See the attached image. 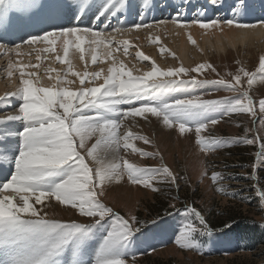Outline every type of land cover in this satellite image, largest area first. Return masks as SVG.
I'll list each match as a JSON object with an SVG mask.
<instances>
[{"label": "snow or ice", "instance_id": "obj_1", "mask_svg": "<svg viewBox=\"0 0 264 264\" xmlns=\"http://www.w3.org/2000/svg\"><path fill=\"white\" fill-rule=\"evenodd\" d=\"M210 2L214 6L217 4V0ZM144 7H148L147 2ZM34 11V16L24 19ZM131 11L133 0H0V54L8 58L9 77L19 63L13 61L11 54L21 55L17 50L23 45L32 48L35 59L41 61L42 53H56L59 44L63 56L56 55L55 61L67 65L63 72L47 70L50 81L53 79L50 73H56L55 82L48 86L40 82L36 72H25V68H38L39 64L20 65L16 90L0 97L5 105L3 111L14 112L0 120V125H9V122L20 125L14 130L11 126L0 130V136L17 138L0 141V175L4 176V181H0V264H126L129 255L135 264L137 253L132 249L146 242L148 233L142 229L147 227V221H140L134 215L125 218L102 203L100 197L105 194V186L126 180L153 192H164L167 189L156 185H175L178 189V178L163 163L159 167H142L126 158L128 149L141 158L155 159L159 155L134 146V140L150 144L146 136L135 135L130 129L120 131L129 118L147 120L150 114L166 129L176 130L180 135L194 133L195 143L203 153L214 152L230 143L253 145L259 141L257 163L264 162V141L259 137L247 138L248 128H245L244 138H234L231 142L203 135L233 114L256 117V101L250 93L254 85L264 84V55L259 57L253 71L237 60L235 72L223 75L210 63H201L191 69L181 65L163 70L139 51L137 58L150 61L151 67L141 75H133L114 57L121 46L125 54L129 51V42L116 40L115 34L151 30L171 23L178 29L197 26L223 31L227 27L236 29L243 38L247 30L264 27V21L259 25L249 23L233 13L231 17L184 22L178 12L176 18L159 20L155 24L141 19L140 23L129 25L121 16ZM88 12L93 13L96 21L102 18L107 21L102 30L74 23ZM9 13L20 16L10 20ZM137 14L144 16L142 11ZM63 20L68 21L67 26L58 25ZM40 23L48 27L39 28ZM10 28L25 32V37H21L23 45L2 42ZM30 28L38 30L27 31ZM149 39L159 43V37L150 36ZM187 39L192 45L196 44L190 33ZM40 43L47 47H33ZM85 45H88L92 65L106 62L100 59L101 46L112 64L106 70L89 72L86 66L83 73L74 71L70 52L74 49L79 53V60L85 61ZM159 50L165 51L163 47ZM206 71L219 78L198 79ZM69 76L79 80L78 90L69 87L75 83ZM99 80L103 83L98 86H86ZM209 84L231 95L205 99L196 94L198 88ZM123 105H127V109H123ZM258 106L259 113L264 114V99L258 101ZM252 122L255 125L257 120ZM259 123L264 126V116ZM222 179L220 173L211 175L214 184ZM216 191L227 195L223 187H217ZM256 196L264 206V190L257 188ZM53 199L59 205L76 209L79 217L92 218L91 222L49 218L44 208L51 207L46 201ZM170 207L175 208V205ZM184 211L188 214L186 223L175 243L183 249L199 251L202 247L199 237L211 235L212 230L194 206L186 205ZM225 227L231 228V224ZM94 240L99 241L96 248L91 247Z\"/></svg>", "mask_w": 264, "mask_h": 264}, {"label": "rangeland", "instance_id": "obj_2", "mask_svg": "<svg viewBox=\"0 0 264 264\" xmlns=\"http://www.w3.org/2000/svg\"><path fill=\"white\" fill-rule=\"evenodd\" d=\"M162 2L164 1L162 0ZM190 2L193 1L188 0V2H182L177 6L165 4V7L155 11L150 15L151 17L145 15L143 18H137L135 16L137 12L131 11L128 13L132 15L130 22L131 24L140 23L141 19H143L146 23L155 24L157 20L176 18L178 12L182 19L186 20L185 16H188V20L191 21L198 18L208 19L213 16L225 18L232 16L233 13H235L237 18L249 16L254 22L264 21V11L262 12L264 5L261 0H232V4L227 6L226 9H213L212 13L206 16L200 15L198 9L205 7L207 3L210 4V0L193 2L189 9H184L185 7L183 6H187ZM156 4L159 6L160 0ZM239 8L242 9L243 15L240 14ZM125 17L128 18V15L121 16V19ZM130 22L128 23L129 25H131ZM145 30L147 29H141L140 31L145 32ZM155 30L156 28L151 31ZM133 38L136 42L138 41L136 36ZM167 39H169L168 36ZM139 42L134 44L130 41L128 45L129 51L126 55L131 59L133 57L132 61L144 67L146 71L150 69L151 63L150 61H143L137 58V51L141 52L142 50L146 52L145 55H147V52L149 53L150 49L154 51L155 58L163 65H167V68L163 70L173 68L170 67V63L173 61H177L176 68L181 66L177 57L172 55L173 53L167 49L166 42L168 44V41H165V43H153L148 39V41ZM162 45L165 49L163 53L159 50ZM205 48L204 50H209L208 46H205ZM120 50L123 51V46H121ZM212 50L207 58H203V56L194 58L191 56L193 58L191 64L182 66L191 69L201 63H210L217 69V72L223 75L225 72H235L238 67L236 61L239 60L241 65L253 71L258 66L259 57L262 53L254 48L247 52L246 49L243 50V47H239L238 52H235L234 48L228 47L224 54H217ZM2 57H0V81L4 86H8V80L6 79L7 62ZM21 59L22 62L30 60L31 64H35L33 55H23ZM128 62H131L130 59H128ZM20 65L21 63H18L17 67L19 68ZM59 65V63L56 64V66ZM87 70L89 71V68ZM135 70L131 69L133 75H136ZM93 71H97V68H94L91 72ZM17 72L19 71H14V73ZM25 72L28 71L25 69ZM32 72H35V70L33 69ZM191 75L197 76L196 73H191ZM18 77L16 75V79ZM218 78L211 71L203 72L198 76V79L215 80ZM86 86H98V84L95 82ZM80 87V84H78L76 90ZM216 87L211 84L203 85L198 88L196 94L202 95L206 99H208L207 97L219 99L225 95H231L230 93L217 91ZM205 93H208V95H205ZM250 95L256 101V117H251L245 113L233 114L231 117H226L219 124L211 127L203 135L205 137L210 135L220 137L231 142L234 138H244L245 128H248L247 138L259 137L261 141H264V126L259 123L264 114L259 113L258 106V101L264 99V84L258 83L254 85ZM121 107L127 109L128 106L123 105ZM10 111L12 110L8 112ZM4 113L5 111H1L0 115ZM253 119L257 120L255 125H253ZM9 126L20 127L18 122H13L4 127L0 126V130ZM128 129L135 135L146 136L151 141L150 144H145L141 140H134L135 147L146 152L158 153L159 155L155 159L150 157L141 158L138 153H132L131 149H128L127 159L142 167H159L163 163L178 178V189L175 185H156L159 188L167 189L164 192H153L151 189L132 185L126 180L120 183L113 182L105 186V194L100 197L102 203L107 207L113 208L115 212L125 218H130V216L134 215L140 221H147V227L142 229V231L148 233L146 242L140 243L132 249V251L137 253L135 264H264V227H261L264 224V206L260 204L256 196L257 188L264 190V162L257 163L259 141L253 145H247L243 142L230 143V146L217 149L214 152L203 153L195 143L194 133L180 135L176 130L166 129L162 123L158 122L155 117H151L150 114L147 120L141 117L125 120L124 126L120 131L123 133ZM6 138L12 141L17 139L15 136H0V141ZM12 146L14 147L15 144L13 143ZM121 151L123 152V149ZM214 172L223 176V179L216 184L211 180V175ZM205 173L207 174L205 175ZM8 178L10 179V176ZM0 179L3 180V177H0ZM217 187H223L227 195L217 192ZM174 197L175 199H173ZM46 204L52 205L44 208V211L49 213V218L60 219L65 222H71L72 220L77 222L88 220L91 222L92 220L89 217H79L76 209L66 205H59L54 199L50 202L46 201ZM171 204H174L175 208L170 207ZM186 205L194 206L201 212L207 222H210L211 219L215 221L219 217L222 218L221 221H224L223 216L226 214L237 213L251 221H256V224H245L244 228H247L241 229V227H238L237 230L223 226L218 231L211 232V235L199 237L202 243L199 251L183 249L175 243V239L182 225L186 223L188 215L184 211ZM36 207L42 208L43 206L36 205ZM156 212H162L163 214L158 218L150 217ZM196 223L198 225V221ZM220 223L219 221L218 224ZM157 224L159 227L156 226ZM149 228L152 229L151 232L148 231ZM237 232L240 234H235ZM98 243V240L92 241L91 247H98ZM67 258L70 260L71 256L69 255ZM126 264H133L131 255L127 257Z\"/></svg>", "mask_w": 264, "mask_h": 264}, {"label": "bare ground", "instance_id": "obj_3", "mask_svg": "<svg viewBox=\"0 0 264 264\" xmlns=\"http://www.w3.org/2000/svg\"><path fill=\"white\" fill-rule=\"evenodd\" d=\"M154 1L155 0H133V11L134 12L142 11L144 13V16L145 15L150 16L155 11L160 10L162 7H165V4L171 5V6H177L178 4H181L182 2H184V3L188 2V0H163L164 2H162V0H160V4L164 3V6L160 7V6H157V4L155 5V3L159 0H156V2H154ZM192 1L196 2V1H201V0H192ZM254 1H256V0H254ZM41 2H43V0H41ZM145 2H147V5H148L147 8L144 7ZM193 2L188 3L187 6L184 5L183 6V7H185L184 9H189ZM261 2L264 5V0H261ZM254 3H250V4L253 5ZM230 4H232V0L230 2H229V0H217V4L215 6L211 3L210 4L207 3L205 5V7H200L198 9L199 14L202 16H206V15L211 14L213 9H217V8L226 9L227 6H229ZM254 6L256 7V5H254ZM254 6H252V7H254ZM251 10L253 11V9H251ZM239 11H240V14L243 15L242 9L239 8ZM263 11L264 10H262V12ZM35 14L36 13L34 11L33 13L29 14V17H24V19L27 20L30 17L34 16ZM127 15H128V18L125 17L122 19H126L127 23H129L132 20V19L130 20V18H132V15L128 14V13H127ZM215 15H216V13H215ZM19 16H20L19 13H9L10 20H15ZM135 16L137 18L141 17L138 14ZM135 16H134V18H136ZM187 17L185 16L186 20L183 19L184 22L191 21V20H188ZM227 17H231V16H227ZM212 18H220V17L219 16H213ZM212 18H208V19H212ZM238 19H242V20L249 22V23H256L258 25L261 22V21L254 22L249 16H244V17L238 18ZM256 19H258V18H256ZM151 21H152V19H151ZM77 22L80 23L82 26H90L94 29L99 27L102 30L103 29V23H106L107 21H103V18H102V21H96L93 18V13L88 12L79 21H74V23H77ZM112 22H114V20ZM60 24H62V25L64 24L65 26H67L68 21H66V20L59 21L58 25H60ZM130 24H131V22H130ZM45 26H48V25L44 24V23L39 24V28H44ZM37 30H38L37 28L27 29V31H31V32H35ZM151 30L147 29V30H145V32H142V31L135 32L134 31L132 33H124V34H121L119 36L117 35L116 40H118V41L127 40V41H129V42L131 41L132 43L135 44L138 41H140L139 43H141L145 40L148 41V39L151 35H153V37H159V42H161V43H165V41L169 42L168 44L166 42L167 49L170 50L177 57V59L180 61L179 65H183V66H189L191 64V62L193 61V58L191 56H193L194 58L199 57V56H203V58H207L209 53H211L212 49H213L212 51H214L217 54H224V53H226L225 51L228 49V47L234 48L235 52H238L239 47H243V50L246 49L247 52H249L252 48H254V49H257L258 51L260 50V52H262L261 55H264V27H257L256 29L247 30L246 35H244L243 38L240 37V33L236 29H229L227 27H224L223 31H221L220 29L204 30V29H200L197 26H193L189 29H178L174 25L169 23L166 26L161 25L160 28H156L155 31H151ZM0 33H2V30H0ZM143 33H146L148 35L143 34ZM177 33H179V35H177ZM188 33H190L192 35L193 39L196 41L195 45H192L191 43H189V41L187 39ZM134 36L137 37V40H138L137 42L133 38ZM167 36L169 39H167ZM21 37H25L24 31H19V30H16L14 28H10L8 36L2 42L7 43V42L11 41V42H14L15 44H22L23 45V41H22ZM143 37H144V40H143ZM153 46H156V45H153ZM205 46H208L209 50H204V49H206ZM33 47L36 49H43V48L47 47V45L40 43V44L34 45ZM138 47H140V46H138ZM161 47H163V45ZM136 48H137V46H136ZM17 51H19L22 54L17 56L15 53H12L11 57H12L14 62H19V63H21V65L31 64L30 60H25V62H22L21 56H23V55H25V56L33 55L34 56V61H35L34 63L39 64V67L38 68L27 67L25 69L28 72H32L34 69L35 72L37 73V77H39L40 82L44 86H48L50 83L55 82V74L56 73L55 72L50 73V75L53 77V79L50 81L48 79V75H49L47 73L48 69H55L56 71H59V72H63L67 69V65H62L59 62L55 61L56 55H60L61 57L63 56V52H62V49L60 48L59 44L56 45V53H42L41 54L42 55L41 61H37L35 59V53L33 52L32 48H29L27 45H23ZM104 51L105 50H103V47L101 46V50L99 52L100 59L106 60V62L103 64L98 62L96 65H92L91 64V54L88 51V45H85V61H80L79 60V53H75V50L73 49L72 52H70V56H69V59H71L72 64H73V70L80 72V73H83L85 71L86 66H87V69L89 68L90 72L94 68H97V71L100 68H104L106 70L112 64V61L107 60L106 56L104 55ZM150 51H151V49H150ZM150 51H149L150 54L147 52V56H149L152 61H155V63L161 69L167 68V65L166 66L163 65L161 62H159L155 58L154 51H151V52ZM141 52L144 55L146 54V52H144L142 50H141ZM1 56H3V55L0 54V57ZM114 57L117 61H122L126 65V70L131 71V69H133V70L136 69L135 70L136 75H141L144 71H146L144 67H141L140 65H137V63L132 61L133 57H132V59L129 58V56L126 55L122 50L115 52ZM2 58H5V61L8 64V58L5 56H3ZM128 59H130L131 62H128ZM176 62L173 61L172 63H170V67L176 68ZM57 63H59L60 65L56 66ZM130 63H133V64H130ZM14 71H13V75L11 77H9L6 74V79L8 80V86L7 85L4 86V84L0 81V97H4V96H6V95H8V94H10L16 90V86L19 84V77L16 79V75L19 76V72L14 73ZM16 71H18V67H17ZM6 73H7V66H6ZM68 78L75 80V83L73 84L74 86L70 85L69 87H71L72 90H76L78 88L79 80L77 78L71 77V76H69ZM33 79L35 80L36 78H33ZM96 82L99 85V84L103 83V80H99ZM4 107H5L4 102L3 101L0 102V109H4ZM1 111H3V110H0V112ZM8 114H14V112L13 111L5 112L4 114L0 115L1 116L0 120L4 119L6 117V115H8ZM149 119H152V118H149ZM9 123H13V122H9ZM147 123H149V122H147ZM0 126L4 127L6 125H0ZM11 128L14 130L16 128V126L11 127ZM8 194H11V193H8Z\"/></svg>", "mask_w": 264, "mask_h": 264}, {"label": "trees", "instance_id": "obj_4", "mask_svg": "<svg viewBox=\"0 0 264 264\" xmlns=\"http://www.w3.org/2000/svg\"><path fill=\"white\" fill-rule=\"evenodd\" d=\"M207 98L208 99H212L210 97H207ZM162 214H163L162 212H156V213L152 214L150 217H156V218H158V217H161ZM212 218L215 220L214 217H212ZM223 218H224V221H221L222 218L219 217L218 219L215 220L216 222L213 221L212 219H211L210 222H207L209 224L212 232L213 231H218L219 229H221L226 224H231V227L234 228L233 230H237L238 227L239 228L241 227V229L242 228L245 229V228H247V227L244 228L245 224L246 225H248L250 223H251V225L256 224V221H251V220L247 219L246 217H244V216H242L240 214H237V213L226 214L225 216H223ZM219 221L221 222L220 224H218ZM235 234H240V233L237 232Z\"/></svg>", "mask_w": 264, "mask_h": 264}]
</instances>
